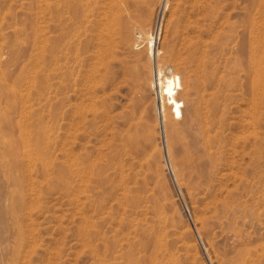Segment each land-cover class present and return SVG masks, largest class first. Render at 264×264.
<instances>
[{
	"label": "rangeland",
	"instance_id": "obj_1",
	"mask_svg": "<svg viewBox=\"0 0 264 264\" xmlns=\"http://www.w3.org/2000/svg\"><path fill=\"white\" fill-rule=\"evenodd\" d=\"M73 2L65 20L63 0H0V264H125L137 226L165 227L167 264H264V0ZM158 69L180 75L175 130ZM205 138L221 152L210 178L194 160ZM121 170L126 194L110 185Z\"/></svg>",
	"mask_w": 264,
	"mask_h": 264
},
{
	"label": "bare ground",
	"instance_id": "obj_2",
	"mask_svg": "<svg viewBox=\"0 0 264 264\" xmlns=\"http://www.w3.org/2000/svg\"><path fill=\"white\" fill-rule=\"evenodd\" d=\"M43 1V0H42ZM45 1V0H44ZM53 1V0H52ZM59 1V0H58ZM257 3V2H255ZM49 4V3H48ZM60 5V3H59ZM63 5L66 7V12L69 14L68 16L65 17V20L67 19H70L71 18V14L75 15L76 13V3L73 2V0H63ZM46 7V6H45ZM43 9V8H40V10ZM45 10V9H44ZM47 10V9H46ZM41 12V11H40ZM45 12V11H44ZM47 18V17H46ZM45 19V17L43 18ZM42 19V20H43ZM49 20V18L47 19ZM46 21V20H44ZM58 21V20H57ZM39 22V21H37ZM47 22V21H46ZM45 22V23H46ZM47 26V25H46ZM60 26V25H59ZM75 27V26H74ZM263 27V26H262ZM49 28V27H48ZM47 28V29H48ZM37 29V28H36ZM39 29V28H38ZM40 31L41 28L39 29ZM50 30V29H49ZM252 32H253V29H252ZM40 33V32H39ZM55 33V32H54ZM255 33V32H254ZM259 33V32H258ZM44 34V33H42ZM48 36V35H47ZM253 36V35H252ZM148 37V36H147ZM45 38V37H44ZM47 38V37H46ZM49 38V37H48ZM47 38V39H48ZM252 38V37H251ZM42 39V38H41ZM69 39V38H68ZM148 39V38H147ZM253 39V38H252ZM40 40V39H38ZM44 41V40H43ZM50 41V40H49ZM149 43H151V38L148 39ZM147 41V42H148ZM42 42V40L40 41ZM39 42V43H40ZM44 44V42H43ZM1 45V44H0ZM42 45V44H41ZM39 47V46H38ZM47 49V48H46ZM151 44H150V53L151 55L154 54L155 52L151 50ZM41 50V49H40ZM44 51V50H43ZM251 52V51H249ZM261 52V51H260ZM4 55V54H3ZM41 55V54H40ZM208 55V54H207ZM254 55V54H253ZM44 56V55H42ZM250 56V55H249ZM256 56V55H255ZM4 57V56H3ZM153 57V56H152ZM259 57V56H258ZM251 58V57H250ZM44 59V58H43ZM42 59V60H43ZM257 60V59H256ZM255 57H252V59L250 60L249 64H248V69L250 72L252 70V78L250 77L251 81H252V84H253V88L254 90L258 89L256 88L257 87V84L259 83L260 81V76H259V70H258V66H255ZM153 61V60H152ZM207 62V61H206ZM154 63V62H153ZM43 64V62H42ZM51 64V63H50ZM155 64V63H154ZM107 68V67H106ZM247 71V73L249 72ZM263 71V70H262ZM249 72V73H250ZM104 74V73H103ZM105 74H108V72H106ZM103 75L104 76V82L108 81L109 80V77L108 75ZM167 74H169L167 72ZM155 76V75H154ZM152 79V78H151ZM155 82L157 85H159L160 87V101H161V104H159V110L161 111L160 116H162L163 120H164V117L168 114L169 115V119H168V128L170 130H175L176 129V126H175V123L172 121V118L170 117V113L172 115V117H181L182 116V106L184 105L183 101H181L180 99H178V89H180L182 87V83H181V79H180V75L178 73H172V74H169L167 76H164V78L162 79V72H161V69H158L157 70V73H156V77H155ZM154 84V81L152 82ZM263 83V82H262ZM188 85V84H187ZM186 85V86H187ZM252 87V86H251ZM260 90V88H259ZM252 91V90H251ZM106 93V92H105ZM260 95V93H259ZM262 95V93H261ZM260 95V96H261ZM40 96V95H39ZM252 96V95H251ZM255 96V95H254ZM262 97V96H261ZM253 98V97H252ZM257 98V97H255ZM254 98V99H255ZM254 99H253V102H254ZM259 100V99H258ZM257 101V99H256ZM159 103V101H158ZM258 103V102H257ZM256 103V104H257ZM251 104V103H250ZM156 105V104H155ZM214 105V104H213ZM252 106V105H251ZM255 106V105H254ZM158 107V106H157ZM258 107V105H257ZM156 108V107H155ZM197 108V107H196ZM213 109V108H212ZM158 110V108H157ZM217 110V109H216ZM170 111V113H169ZM257 111V110H256ZM158 112V111H157ZM253 112V111H252ZM140 113V112H139ZM254 115V114H253ZM135 116V113L132 112L130 113V115H128V117H126V119L128 120L127 123H129V120L133 121L134 120V117ZM156 117V116H155ZM260 117V116H259ZM138 118V117H137ZM257 119V118H256ZM33 120V119H32ZM145 121V120H144ZM162 121V120H160ZM5 122V121H4ZM6 123V122H5ZM254 124V123H253ZM19 125V124H18ZM1 126V125H0ZM130 126H133L134 129H135V134L134 136H130L129 139L127 141H129L130 145L132 146H137V147H140L141 145V139L142 137L144 138V136L141 137V130H143V123L141 120H136L134 122H131ZM255 126V125H254ZM145 127V126H144ZM4 128V127H3ZM130 128V127H129ZM164 128V127H163ZM20 129V128H19ZM22 129V128H21ZM205 129V128H204ZM209 129V128H208ZM127 130V129H126ZM129 131V130H128ZM124 132V131H123ZM143 132V131H142ZM19 133H22L23 132H19ZM164 133V132H163ZM203 134V133H202ZM22 136V135H21ZM32 136V135H31ZM202 136V135H201ZM209 136V135H208ZM213 136V135H212ZM206 137V135H205ZM215 137V136H214ZM124 138V137H123ZM28 139V138H26ZM35 139V138H34ZM153 139V138H151ZM167 139V138H166ZM173 139V138H172ZM39 140V139H38ZM46 140V139H45ZM125 140V139H124ZM30 142V141H29ZM151 142V140H150ZM22 143V142H21ZM44 143V142H43ZM46 143V142H45ZM152 143V142H151ZM227 144V143H226ZM13 145V144H12ZM12 145L10 147V149L5 153L6 156L2 155V158L6 160L7 162V165L10 167V170H9V178L11 180H16L20 178L18 177H14L13 174H12V170L14 169V165L17 167L19 165L18 163V160L17 159H13L12 158V155L14 154L15 156L18 155V153H14L13 149H12ZM128 144H126L127 146ZM30 146V145H29ZM37 146V145H36ZM41 146V145H40ZM46 146V145H45ZM118 146V144H117ZM116 146V147H117ZM166 146V145H165ZM170 146V145H169ZM116 147L113 146V151L111 153V157H110V160L109 163L111 162V164L113 165L117 158H118V155H119V149L117 150ZM119 147V146H118ZM212 145L210 144V139L209 138H205L203 139L202 141L199 142V145L196 146L195 149V152L197 153L196 155V158L194 159L196 161V163L198 165H203V164H207L209 167L207 169L206 172H204L205 176H207L208 178H210L213 174V172L216 171V165L218 164V162L220 161V155H221V152L218 151V150H212L211 149ZM220 147V146H219ZM252 147V146H251ZM44 148V147H42ZM169 149L171 147H168ZM171 150V149H170ZM10 151H13L10 152ZM121 151V149H120ZM167 151V150H166ZM24 152V151H22ZM21 152V153H22ZM28 152V151H26ZM122 152V151H121ZM181 153V152H180ZM42 154V153H41ZM121 154V153H120ZM169 154V153H168ZM171 154V153H170ZM185 154L186 156H190V152L189 151H185ZM40 155V154H39ZM131 156V153L129 154ZM147 155V154H146ZM37 156V155H36ZM45 156V155H44ZM168 156V155H167ZM170 156V155H169ZM43 157V156H42ZM132 157V156H131ZM231 157V156H230ZM35 158V157H34ZM44 158V157H43ZM134 158V157H133ZM146 158V157H145ZM193 158V157H192ZM30 159V158H29ZM32 159V157H31ZM36 159V158H35ZM149 159V158H148ZM232 159V158H231ZM33 160V159H32ZM37 160V159H36ZM173 160V159H172ZM198 160V161H197ZM44 161V160H43ZM126 161V160H125ZM128 161V159H127ZM133 162V160H130L128 162ZM136 162V161H135ZM146 162H147V158H146ZM174 162V161H173ZM234 162V161H233ZM23 165V162L20 163ZM27 164V163H26ZM108 164V163H107ZM147 164V163H146ZM149 164V163H148ZM173 164V163H172ZM183 164H185V159L182 158V159H177L176 162H175V165H176V169L177 171H179V167H183ZM174 165V164H173ZM3 166V165H2ZM21 166V165H19ZM37 166V165H36ZM139 166V165H138ZM47 167V166H46ZM140 167V166H139ZM147 167V166H146ZM45 168V167H43ZM114 168V167H113ZM121 168V167H120ZM12 169V170H11ZM116 169V168H115ZM175 170V169H174ZM5 171V170H4ZM44 171H46L44 169ZM43 171V172H44ZM119 171V170H118ZM142 171V170H141ZM1 172V171H0ZM45 173V172H44ZM47 174V172H46ZM121 176L119 175L118 179L116 178V175H114L112 178H111V183L114 182V184H110V185H113V186H118L120 187V189L123 190V192L126 194L127 192H131V188L126 185V180L127 178L129 177L128 174H125L123 173V171L121 170L120 173ZM49 175V174H48ZM108 176V175H107ZM110 177V176H109ZM145 177V176H144ZM143 177V178H144ZM176 177V176H175ZM179 177V176H178ZM107 178V177H106ZM131 178V177H130ZM133 178V176H132ZM131 178V179H132ZM218 178V177H217ZM176 179V178H175ZM9 180V179H8ZM179 180V179H178ZM177 180V181H178ZM134 181V180H133ZM147 181V180H145ZM21 182V181H20ZM116 182V183H115ZM135 182V181H134ZM217 183V182H216ZM130 184V183H128ZM23 185V183H22ZM225 185V184H224ZM222 186V184H221ZM122 187V188H121ZM177 187V186H176ZM140 188V187H139ZM179 188V187H178ZM148 190V189H147ZM15 191V190H14ZM140 193V192H139ZM154 193V192H153ZM60 194V193H59ZM135 194V193H134ZM155 194V193H154ZM221 194V193H220ZM61 195V194H60ZM68 196V195H67ZM168 196V195H167ZM139 197V196H138ZM68 198V197H67ZM66 198V199H67ZM70 198V197H69ZM129 205L131 208H139L138 206V199L135 196H129ZM164 199V198H163ZM122 201V200H121ZM165 201V200H164ZM29 202V201H28ZM24 204V202H22ZM124 203V202H123ZM151 205V204H150ZM153 205V204H152ZM155 205V204H154ZM16 204L13 205V207H15ZM141 206V205H140ZM32 207V206H31ZM27 208V207H26ZM166 208V207H165ZM159 209V208H158ZM233 209V208H232ZM133 210V209H132ZM130 209V213H132V211ZM11 211V210H10ZM232 211V210H231ZM31 212V211H30ZM233 212V211H232ZM12 213V212H11ZM21 213H22V210H21ZM166 213V212H165ZM158 214V213H157ZM137 215V213H136ZM235 216V215H234ZM225 217V216H224ZM227 219V217H226ZM136 220V219H135ZM234 220V219H233ZM130 221V220H129ZM229 221V220H228ZM223 222V221H222ZM29 224V223H28ZM160 224V223H159ZM162 224H165V222H163ZM160 226V225H159ZM164 226V225H163ZM203 226V225H202ZM28 228V227H27ZM129 228V232L125 238V241L121 244H118L119 245V248L117 250L119 257H123L124 258V261H126L125 264H167V261H166V258H167V249H166V243L164 241V230H165V227H127ZM233 228V227H232ZM20 229V227H19ZM19 229H15L16 231V235L17 237L21 238V233H20V230ZM236 229V228H235ZM93 230V229H91ZM124 230V229H123ZM236 231V230H235ZM97 232V231H96ZM209 232V231H208ZM237 232V231H236ZM235 232V233H236ZM239 232V231H238ZM241 232V231H240ZM24 233V232H22ZM79 234V233H78ZM30 235V234H29ZM122 236V235H121ZM167 236V235H166ZM96 237V236H95ZM242 237V236H241ZM180 238V237H179ZM101 239V238H100ZM232 239V237H231ZM242 241V240H241ZM18 242V240L16 241ZM20 242V241H19ZM33 242V241H32ZM115 242V241H114ZM24 243V240L21 244ZM116 243V242H115ZM110 244H113V243H110ZM109 244V245H110ZM17 245V248H18V244ZM15 245V246H16ZM28 245V244H27ZM116 245V244H115ZM114 245V246H115ZM23 246V245H20V247ZM112 246V245H111ZM110 246V247H111ZM58 247V246H57ZM107 247V246H106ZM109 247V246H108ZM113 248V246H112ZM112 248H110L112 250ZM33 249V248H32ZM109 249V248H108ZM17 250V249H15ZM19 250V249H18ZM21 250L22 248L20 249V253H21ZM52 250V249H51ZM110 250V251H111ZM238 251V250H236ZM18 252V251H17ZM61 252V251H60ZM14 254V253H13ZM16 254V252H15ZM24 255V254H22ZM20 254V256H22ZM34 255V254H33ZM56 255V254H55ZM245 255V253H244ZM251 255V253H250ZM14 256V255H12ZM25 256V255H24ZM62 256V254H61ZM18 257V256H17ZM30 257V256H29ZM41 258V257H40ZM242 258V257H241ZM247 258V257H246ZM244 259V258H242ZM248 259V258H247ZM252 259V258H251ZM15 260V259H14ZM19 260H22L21 258ZM28 260V259H27ZM123 260V259H122ZM121 260V261H122ZM170 260V258H169ZM45 261V260H44ZM43 261V262H44ZM15 262V261H14ZM18 262V261H17ZM52 262V261H51ZM255 262H256V259H255ZM20 263V262H19ZM25 263V262H24ZM33 263V262H32ZM169 263V262H168ZM251 263V262H250ZM254 263V261L252 262ZM17 264V263H16ZM22 264V263H21ZM170 264V263H169Z\"/></svg>",
	"mask_w": 264,
	"mask_h": 264
}]
</instances>
